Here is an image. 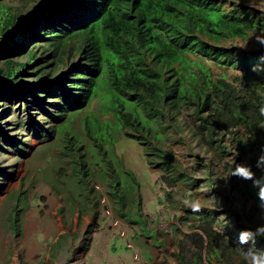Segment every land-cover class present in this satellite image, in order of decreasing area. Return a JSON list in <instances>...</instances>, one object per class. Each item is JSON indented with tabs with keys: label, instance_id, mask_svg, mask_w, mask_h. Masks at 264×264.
<instances>
[{
	"label": "rangeland",
	"instance_id": "obj_1",
	"mask_svg": "<svg viewBox=\"0 0 264 264\" xmlns=\"http://www.w3.org/2000/svg\"><path fill=\"white\" fill-rule=\"evenodd\" d=\"M39 1L0 3L26 17ZM242 2L264 12V0ZM40 42L32 47L39 59L32 65L25 49L0 56V79L8 76L9 67L26 63L14 80L31 85L30 91L0 88V264H181L180 255L182 264H251L253 254L264 255V233L256 232L264 225V210L230 175L236 164L253 163L249 157L258 158L264 142L249 152L243 124L233 131L216 128L210 138L193 107L180 106L170 111V119L150 120L159 132L156 137L162 136L159 144L174 157L170 168L157 166L155 159L149 163L148 151L125 129L107 128L114 140H104L98 125L112 123L113 115L102 112L97 98L76 114L66 111V121L57 123L54 115L63 101L51 91L53 85L63 81L67 86L74 77L72 65L83 60L70 45L57 61ZM234 43L263 50L264 34L254 31ZM31 44L27 39L26 49ZM40 65L42 72L36 70ZM210 69L229 81L237 74L214 63ZM86 114L93 116L91 129ZM163 176L175 177V185L169 186ZM116 184L128 215L120 212ZM185 199L199 200L203 210L193 213L182 203ZM204 214L215 216L217 235L206 239L210 247L198 259L184 234L194 231ZM245 229L252 234L239 245Z\"/></svg>",
	"mask_w": 264,
	"mask_h": 264
},
{
	"label": "trees",
	"instance_id": "obj_2",
	"mask_svg": "<svg viewBox=\"0 0 264 264\" xmlns=\"http://www.w3.org/2000/svg\"><path fill=\"white\" fill-rule=\"evenodd\" d=\"M49 15L50 22L40 20ZM254 31L264 34V12L242 0H40L26 17L10 13L0 3V56L25 49L32 65L37 60L32 47L40 46L42 40L57 61L70 45L83 60L72 65L74 77L67 86L63 81L53 85L51 91L63 101L54 115L57 123L66 111L76 114L97 98L102 112L113 115L112 123H98L104 140H114L107 128L125 129L126 136L139 140L148 151L149 163L155 159L157 166L170 168L174 157L159 144L162 136L156 137L159 132L150 127V120L170 119V111L180 106L193 107L210 138L216 128L233 131L243 124L249 152L264 142V49L245 50L234 43ZM27 39L32 43L29 49ZM211 63L234 68L237 74L230 81L225 75L214 76ZM25 66L9 67L0 88L30 91V84L18 85L14 80ZM43 67L36 70L42 72ZM92 117L86 114L84 118L88 129ZM65 127L58 126L61 131ZM249 160L253 163L247 166L255 176L264 177L256 167L257 158L251 155ZM162 179L175 185V177ZM239 183L264 210V200L257 197L252 181L239 178ZM113 190L120 212L128 215L117 184ZM214 223L213 214H204L193 225L194 231L184 234L198 259L210 247L206 239L217 235Z\"/></svg>",
	"mask_w": 264,
	"mask_h": 264
},
{
	"label": "clouds",
	"instance_id": "obj_3",
	"mask_svg": "<svg viewBox=\"0 0 264 264\" xmlns=\"http://www.w3.org/2000/svg\"><path fill=\"white\" fill-rule=\"evenodd\" d=\"M260 39V37H257ZM253 71H256L255 66L253 67ZM261 112L264 113V109H261ZM256 167L264 170V147L261 148V154L257 158ZM231 176H236L242 180H251L253 183V187L258 188L257 197L260 200H264V177L257 178L252 171L250 166L243 164H236L235 167L230 172ZM227 179V177H225ZM185 207L190 208L193 213H199L203 210V206L199 200H189L185 199L182 201ZM257 233H264V225H259L256 228ZM252 234L251 230L245 229L241 230L238 236V244L243 245L247 243L249 236ZM245 259H248V254H244ZM251 264H264V255L253 254L251 259Z\"/></svg>",
	"mask_w": 264,
	"mask_h": 264
},
{
	"label": "crops",
	"instance_id": "obj_4",
	"mask_svg": "<svg viewBox=\"0 0 264 264\" xmlns=\"http://www.w3.org/2000/svg\"><path fill=\"white\" fill-rule=\"evenodd\" d=\"M147 238H148V236H146ZM148 241H150L151 239H147ZM180 257H181V255L180 256H178V258H179V262L182 264L184 261H183V257H182V259H180Z\"/></svg>",
	"mask_w": 264,
	"mask_h": 264
},
{
	"label": "built area",
	"instance_id": "obj_5",
	"mask_svg": "<svg viewBox=\"0 0 264 264\" xmlns=\"http://www.w3.org/2000/svg\"><path fill=\"white\" fill-rule=\"evenodd\" d=\"M142 264H149L148 262L144 261Z\"/></svg>",
	"mask_w": 264,
	"mask_h": 264
},
{
	"label": "bare ground",
	"instance_id": "obj_6",
	"mask_svg": "<svg viewBox=\"0 0 264 264\" xmlns=\"http://www.w3.org/2000/svg\"><path fill=\"white\" fill-rule=\"evenodd\" d=\"M17 263H18L17 260L13 262V264H17Z\"/></svg>",
	"mask_w": 264,
	"mask_h": 264
}]
</instances>
